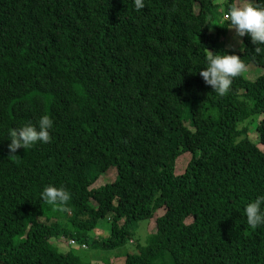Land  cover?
<instances>
[{"label": "trees", "instance_id": "16d2710c", "mask_svg": "<svg viewBox=\"0 0 264 264\" xmlns=\"http://www.w3.org/2000/svg\"><path fill=\"white\" fill-rule=\"evenodd\" d=\"M216 1L0 0V264H91L49 239L85 244L106 216L107 249L154 219L123 264H264L243 213L264 195V51L226 48L235 0ZM208 51L263 71L220 96L199 76ZM41 115L49 142L10 153V129ZM47 185L69 200L46 204Z\"/></svg>", "mask_w": 264, "mask_h": 264}, {"label": "clouds", "instance_id": "9594fccd", "mask_svg": "<svg viewBox=\"0 0 264 264\" xmlns=\"http://www.w3.org/2000/svg\"><path fill=\"white\" fill-rule=\"evenodd\" d=\"M133 4L137 10L144 7L143 0H133ZM224 20L228 25L227 28L234 30L235 38L247 36L251 44L255 46L253 49L255 53L260 54L264 51L257 46L264 45V0H235L226 10ZM237 43L240 44V51H242L244 49L242 41L237 39ZM244 69V63L236 54L223 51L216 54V52L208 51L204 67L198 72L205 85L223 96L229 90L232 79L240 75ZM52 126L51 118L48 115H41L35 124L29 122L20 127L11 128L8 132V151L15 153L17 149L30 148L37 142L48 143L49 129ZM39 197L46 204L58 207L69 200L70 194L63 188L47 185L43 187ZM243 213L249 228L264 226V195H256L247 202L243 207ZM73 241L75 244L76 241ZM81 246L85 247L86 244Z\"/></svg>", "mask_w": 264, "mask_h": 264}, {"label": "rangeland", "instance_id": "374dc122", "mask_svg": "<svg viewBox=\"0 0 264 264\" xmlns=\"http://www.w3.org/2000/svg\"><path fill=\"white\" fill-rule=\"evenodd\" d=\"M223 0H217L216 2H222ZM237 39L242 41V37L235 38L234 37V30L229 29L225 36L221 37L223 44L226 48L229 49H238L240 50V44L237 43ZM263 71V68L259 66H253V64H248L245 67L244 71L242 72L246 78L254 79ZM250 130L248 131V137L258 144V136L255 129H253L252 124H248ZM252 126V128H251ZM258 147L261 150H264V147L261 144H258ZM179 156V160L181 161V156ZM183 159L181 162H184ZM184 164H177L176 165V172L182 170ZM115 169L110 168L106 171V173L100 175V177L95 181L93 186H98L105 182L112 181L114 179ZM164 209H159L157 211L158 214H161ZM154 229V219L147 218V219H140L135 223V227L133 230V235L130 239L126 240L125 243L117 248L114 249H107L99 246L92 245V240H102L105 239L110 233V220L106 216L104 218H100L97 221L95 228L88 232V240L84 242L86 244L85 247H82V242L77 241L75 244H70L68 238H63V236L59 237H51L49 242L52 246H54L59 252H66L71 251L75 255H77L82 261L89 262L91 264H104L109 262L111 264H123L125 259V254L137 252L138 245H145L146 238L148 234L153 231Z\"/></svg>", "mask_w": 264, "mask_h": 264}, {"label": "built area", "instance_id": "2783aa9c", "mask_svg": "<svg viewBox=\"0 0 264 264\" xmlns=\"http://www.w3.org/2000/svg\"><path fill=\"white\" fill-rule=\"evenodd\" d=\"M71 244H74V241L73 240H71V242H70ZM82 246H84V245H82Z\"/></svg>", "mask_w": 264, "mask_h": 264}]
</instances>
